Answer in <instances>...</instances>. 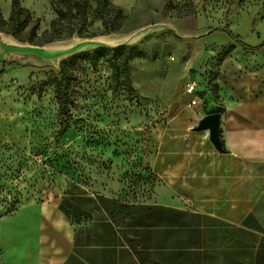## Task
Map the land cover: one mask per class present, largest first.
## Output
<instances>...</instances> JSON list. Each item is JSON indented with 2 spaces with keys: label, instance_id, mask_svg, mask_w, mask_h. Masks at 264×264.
<instances>
[{
  "label": "rangeland",
  "instance_id": "rangeland-1",
  "mask_svg": "<svg viewBox=\"0 0 264 264\" xmlns=\"http://www.w3.org/2000/svg\"><path fill=\"white\" fill-rule=\"evenodd\" d=\"M20 2L32 22L13 34L12 0H0V221L77 187L152 200L161 140L198 125L189 85L206 110L255 114L264 101V0H110L124 17L115 32L96 16L99 0L82 22L60 0Z\"/></svg>",
  "mask_w": 264,
  "mask_h": 264
},
{
  "label": "crops",
  "instance_id": "crops-1",
  "mask_svg": "<svg viewBox=\"0 0 264 264\" xmlns=\"http://www.w3.org/2000/svg\"><path fill=\"white\" fill-rule=\"evenodd\" d=\"M198 93L195 124L218 109ZM232 107L221 151L196 127L161 140L152 200L77 187L3 217L0 264H264V101Z\"/></svg>",
  "mask_w": 264,
  "mask_h": 264
},
{
  "label": "trees",
  "instance_id": "trees-1",
  "mask_svg": "<svg viewBox=\"0 0 264 264\" xmlns=\"http://www.w3.org/2000/svg\"><path fill=\"white\" fill-rule=\"evenodd\" d=\"M86 1L87 0H60L62 4H68L72 6V8L76 11V18L79 20V22L83 21V18L87 13ZM109 1L110 0H99L98 6L96 8V16L98 17L99 20L103 22V26L106 28L107 31L115 32L121 29L124 17L120 10L115 12L110 9ZM57 13L61 16L62 11L59 10ZM1 19L2 17H1V4H0V23H1ZM31 22H32V17L30 13L22 7L20 0H12V11L10 16L11 32L13 34H20L22 31H24L25 29H27V27L30 26ZM252 50L255 49L252 48ZM118 51L122 52L124 55L122 67H123V74L125 76V84L131 92L137 94V90L133 86L128 68L129 62L134 58L132 49L129 47H122L119 48ZM58 91H59L60 100L63 102L64 106H67L68 90L66 88L64 78L58 84ZM213 113H224V110L214 109L211 112V114ZM69 129H70L69 122L63 120L60 129L55 137L56 142H60V140L64 137V135L69 131Z\"/></svg>",
  "mask_w": 264,
  "mask_h": 264
},
{
  "label": "water",
  "instance_id": "water-1",
  "mask_svg": "<svg viewBox=\"0 0 264 264\" xmlns=\"http://www.w3.org/2000/svg\"><path fill=\"white\" fill-rule=\"evenodd\" d=\"M64 114L67 113V106H63ZM220 124H221V114L213 113L205 118H203L198 126L195 128L196 131H209L210 141L219 151L222 150V142L220 139Z\"/></svg>",
  "mask_w": 264,
  "mask_h": 264
},
{
  "label": "built area",
  "instance_id": "built-area-1",
  "mask_svg": "<svg viewBox=\"0 0 264 264\" xmlns=\"http://www.w3.org/2000/svg\"><path fill=\"white\" fill-rule=\"evenodd\" d=\"M196 92V86L194 84L187 87V93L193 95ZM196 104V100L192 101V105Z\"/></svg>",
  "mask_w": 264,
  "mask_h": 264
}]
</instances>
